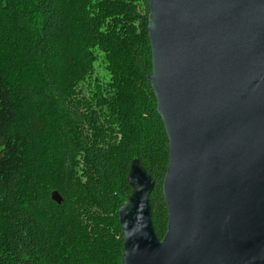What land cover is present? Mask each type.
Returning a JSON list of instances; mask_svg holds the SVG:
<instances>
[{
    "label": "trees",
    "instance_id": "1",
    "mask_svg": "<svg viewBox=\"0 0 264 264\" xmlns=\"http://www.w3.org/2000/svg\"><path fill=\"white\" fill-rule=\"evenodd\" d=\"M148 16V0H0V264H120L135 160L155 183L152 221L165 237L169 143ZM101 40L120 63L115 83L78 94Z\"/></svg>",
    "mask_w": 264,
    "mask_h": 264
},
{
    "label": "water",
    "instance_id": "2",
    "mask_svg": "<svg viewBox=\"0 0 264 264\" xmlns=\"http://www.w3.org/2000/svg\"><path fill=\"white\" fill-rule=\"evenodd\" d=\"M148 7L149 82L169 143L168 226L161 240L155 183L133 161L120 264H264V0Z\"/></svg>",
    "mask_w": 264,
    "mask_h": 264
},
{
    "label": "rangeland",
    "instance_id": "3",
    "mask_svg": "<svg viewBox=\"0 0 264 264\" xmlns=\"http://www.w3.org/2000/svg\"><path fill=\"white\" fill-rule=\"evenodd\" d=\"M140 1V0H139ZM138 25V22L137 24ZM129 37H127L128 39ZM116 47L119 48V44L117 42ZM103 44L106 45L105 40H101V45L95 46L93 49H91V52L94 54V58L92 61V66L89 71L90 76L86 78L85 80H80L76 84V90L78 94H91V91L97 90L98 86H100V90L102 87L106 91H109L112 89L115 79L112 72L117 73L118 69L120 68V63H113L107 61V52L109 51L103 47ZM114 47V49H116ZM117 50V49H116ZM122 59L123 65L127 62L124 59L126 56V51H123L119 55ZM115 69V70H114ZM112 72H111V71ZM33 129L35 131L39 130V123L36 121L34 123ZM2 146V142L0 141V147ZM78 173H81V169H78Z\"/></svg>",
    "mask_w": 264,
    "mask_h": 264
}]
</instances>
